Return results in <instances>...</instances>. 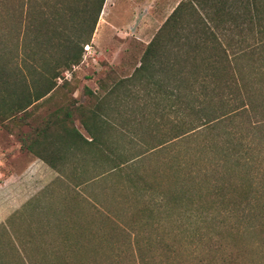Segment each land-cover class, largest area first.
<instances>
[{
    "label": "trees",
    "instance_id": "trees-1",
    "mask_svg": "<svg viewBox=\"0 0 264 264\" xmlns=\"http://www.w3.org/2000/svg\"><path fill=\"white\" fill-rule=\"evenodd\" d=\"M104 2L0 0V123L26 128L20 149L41 158L35 148L65 139L86 162L109 166L86 181L72 179L76 188L109 181V190L152 200L171 224L173 242L167 245L163 234L157 241L167 254L140 255L137 264H180L168 254L177 252L182 228L190 250L201 247L212 264L224 229L264 235V0L181 1L130 77L109 89L101 81L103 94L87 91L92 105L71 100L33 115L56 90L72 95L77 88L63 74L81 62ZM245 32L254 44L245 43ZM135 83L143 95L129 93ZM127 98L134 109L112 121L105 109ZM147 154L161 158L151 172L143 167ZM117 234L114 226L108 264H121ZM152 248L149 241L138 250ZM76 261L48 264H91Z\"/></svg>",
    "mask_w": 264,
    "mask_h": 264
},
{
    "label": "rangeland",
    "instance_id": "rangeland-1",
    "mask_svg": "<svg viewBox=\"0 0 264 264\" xmlns=\"http://www.w3.org/2000/svg\"><path fill=\"white\" fill-rule=\"evenodd\" d=\"M181 1L193 0H105L89 50L86 51L84 46L81 62L63 74L77 85L72 96L64 95L58 89L47 104L35 109L33 115L43 116L60 103L71 100L92 105L87 91L103 94L99 89L101 81L109 89L112 81L130 77L139 66L147 44ZM244 34L245 43L254 44L251 33ZM164 46H172V43L168 45L166 42ZM57 82L60 84L62 80ZM128 86L129 93L143 95L145 92L138 83ZM117 92L121 99L125 89ZM118 102L117 108L105 109L116 123L119 115L134 109L131 98ZM25 130L8 121L0 123V151L5 147L11 154V162L0 164V170L4 171L8 165L19 171L23 168L19 152H24L20 149V135ZM134 143L139 148L142 142L135 138ZM160 162L161 158L147 154L143 167L151 172ZM83 164L88 177L109 169L103 164L96 167L92 162ZM4 176L0 179V259L5 264H48L62 257L76 258V263L108 264L107 258L111 254L108 238L114 226L118 236L112 237L116 238L118 249L115 252L119 253L121 264H137L140 255L153 260L162 258L167 252L159 248L157 239L163 234L167 245L173 242L171 224L158 217V208L149 203L152 200L148 196L133 198L109 190V181L76 188L71 180L65 187L44 188L24 205V176L10 181ZM142 209L147 210L141 214ZM150 212L152 217L147 220ZM182 230L181 238L176 239L179 242L177 252L168 255L175 257L180 264H207L211 261L204 250L200 251L201 247L195 253L190 250L188 238ZM225 230L222 231V247L212 258V264H264L262 233L236 236L228 235ZM148 240L153 248L138 250V247L148 245Z\"/></svg>",
    "mask_w": 264,
    "mask_h": 264
},
{
    "label": "crops",
    "instance_id": "crops-1",
    "mask_svg": "<svg viewBox=\"0 0 264 264\" xmlns=\"http://www.w3.org/2000/svg\"><path fill=\"white\" fill-rule=\"evenodd\" d=\"M55 110L56 108L53 109V111ZM76 128L87 138L78 124H76ZM35 149L36 153L41 152L43 158L24 150V152H19L20 160L23 163V168L20 171L9 165L4 167V171L0 170V179L6 175L4 178L7 181L21 179L24 176V205L46 187L49 189L65 187L72 179L79 178L86 181L92 178L91 175L88 177L85 173L87 169L83 164L86 162L85 155L78 153L69 140H54L49 145H41ZM10 158L11 154L8 152V148L2 147L0 164L10 163ZM83 171L84 173H82ZM19 190L23 193V188Z\"/></svg>",
    "mask_w": 264,
    "mask_h": 264
},
{
    "label": "built area",
    "instance_id": "built-area-1",
    "mask_svg": "<svg viewBox=\"0 0 264 264\" xmlns=\"http://www.w3.org/2000/svg\"><path fill=\"white\" fill-rule=\"evenodd\" d=\"M85 50L88 51L89 50V47L88 45L85 46ZM58 81H61L60 79H58Z\"/></svg>",
    "mask_w": 264,
    "mask_h": 264
}]
</instances>
